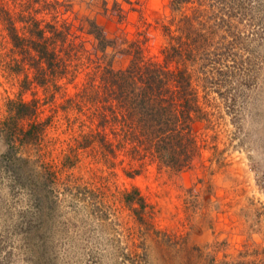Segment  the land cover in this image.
Returning a JSON list of instances; mask_svg holds the SVG:
<instances>
[{
	"label": "trees",
	"instance_id": "16d2710c",
	"mask_svg": "<svg viewBox=\"0 0 264 264\" xmlns=\"http://www.w3.org/2000/svg\"><path fill=\"white\" fill-rule=\"evenodd\" d=\"M99 1L106 16L125 20L117 0L111 9L106 0ZM168 7L178 17L162 25L166 43L157 61L147 54L146 38L109 37L88 16L79 18L72 0H0V47L9 48L8 69L22 76L18 96L8 99L0 119V264H79L68 233L75 219L65 217V205L91 212L99 226H107L116 202L111 204L99 187L77 183L56 169L47 157L50 120L40 117V99L22 98L26 92L40 89L50 104L62 79L84 74L80 89L65 95L59 108L67 117L76 115L67 119L70 128L81 126L82 117L97 126L74 139L64 169L73 168L79 153L89 149L108 165L124 155L139 163L126 169L129 178L147 159L175 174L197 164L206 168L207 149L217 169L229 166L223 151L204 135L215 125L217 109L210 101L223 99L226 113L233 115L240 94L252 85L251 47H258L264 35V0H169ZM69 13L75 21L64 18ZM186 194L184 208L195 213L199 197L211 202L213 191L199 180ZM119 203L139 226L140 238L155 241L157 263L264 264V247L255 243H243L249 251L224 252L217 259L158 229L153 205L136 187L124 190ZM147 256L145 242L133 243L120 264H147Z\"/></svg>",
	"mask_w": 264,
	"mask_h": 264
},
{
	"label": "rangeland",
	"instance_id": "374dc122",
	"mask_svg": "<svg viewBox=\"0 0 264 264\" xmlns=\"http://www.w3.org/2000/svg\"><path fill=\"white\" fill-rule=\"evenodd\" d=\"M72 1L74 13L79 18L88 16L109 37L123 33L129 39L143 41L146 38L144 47L148 56L161 61V49L166 43L162 25H170L172 18L175 16V20L178 17V14L170 13L169 0H117L126 13L122 22L106 16L99 0ZM106 2L111 9L113 0ZM75 14H65L64 18L75 21ZM251 48L254 49L250 55L252 85L240 94L235 114L226 113L223 99L216 97L210 101V105L217 109L213 117L215 125L213 130H205L204 135L210 146L216 145L219 151H223L222 157L229 163L228 167L220 169H217L215 159L211 163L208 161L212 158V152L208 149L203 152L206 168L197 164L192 170L179 174L159 169L147 159L142 163L140 173L129 178L125 175L126 169L137 167L139 163L131 162L124 155L113 161V165H108L99 160L100 154L93 155L90 149L79 153L80 161L73 168L64 169L62 161L74 145V139L81 131L95 130L97 126L96 122L82 117L81 126L79 123L70 128L67 119L73 121L76 115L67 117L59 108L66 100L65 95L75 94L80 89L84 74H77L75 80L72 76L62 79L61 90L53 103H44L46 100L40 89L36 90L37 94L26 92L22 95L27 101L32 99V95L40 99V117L50 120L46 138L47 157L62 176L70 175L77 183L99 187L111 204L116 199L109 210L110 221L107 226H99L95 214L73 211L72 204L67 203L70 201L66 202L65 217L75 219L74 226L69 224L68 233L74 238L76 263L120 264L122 255L130 251L133 243L138 245L145 242L149 252L147 264H160L157 263L155 241L140 238L139 226L130 212L119 203L122 192L132 187L138 188L147 202L153 205L158 229L186 238L189 244L217 259H221L224 252L236 254L237 251H249L243 248L245 242L253 247L255 244L264 247V35L258 47L254 45ZM7 51L8 47H0V119L6 115L8 99L18 96L22 78L8 69ZM213 137H216V141ZM129 163L131 166H128ZM199 180L212 188V200L208 202L199 197L200 206L195 209V213L187 212L183 205L184 199L188 197L186 190ZM59 236L63 238L65 235L61 233ZM222 241L225 245L220 243Z\"/></svg>",
	"mask_w": 264,
	"mask_h": 264
}]
</instances>
